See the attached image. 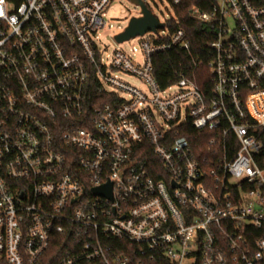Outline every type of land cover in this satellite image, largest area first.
<instances>
[{
    "label": "built area",
    "instance_id": "obj_1",
    "mask_svg": "<svg viewBox=\"0 0 264 264\" xmlns=\"http://www.w3.org/2000/svg\"><path fill=\"white\" fill-rule=\"evenodd\" d=\"M112 2L0 0V264H264V0L192 4L165 87L184 0L109 60Z\"/></svg>",
    "mask_w": 264,
    "mask_h": 264
},
{
    "label": "trees",
    "instance_id": "obj_2",
    "mask_svg": "<svg viewBox=\"0 0 264 264\" xmlns=\"http://www.w3.org/2000/svg\"><path fill=\"white\" fill-rule=\"evenodd\" d=\"M194 3H199V0H184L182 5L176 6L178 17L181 20L180 25L185 27L192 36L194 57L188 54L185 50L179 49H172L169 52L158 54L154 58V64L156 67V77L163 87L174 83L178 79L179 74L176 71L179 70L181 66L191 70L194 69V58H197L198 56L196 52H199L200 54L202 53L200 48H203L204 50L201 54L204 63L197 68V71L203 73L208 70L206 65L208 62V50L205 48L206 36L203 35V32L201 31L202 27L205 25L204 23L190 20L187 16L190 7ZM175 21L176 20L174 19L170 20V27L172 29L178 27V24H176ZM69 238L71 237L68 235L58 237L59 240L54 242L50 251L47 253V264H57L59 262L60 257L65 250V246H67L65 240Z\"/></svg>",
    "mask_w": 264,
    "mask_h": 264
},
{
    "label": "rangeland",
    "instance_id": "obj_3",
    "mask_svg": "<svg viewBox=\"0 0 264 264\" xmlns=\"http://www.w3.org/2000/svg\"><path fill=\"white\" fill-rule=\"evenodd\" d=\"M149 8L152 10L155 16H157L160 21L169 17L173 13V7L169 0H145ZM111 11L109 12L112 19L109 20L108 26L102 31L100 49L103 51V55L107 59H111L115 49L121 48L125 51L131 53L133 50L137 49V54L135 58L142 59L141 57V41L142 37H134L129 40L119 42L116 39L117 34L121 33L129 24L132 17L140 16L142 7L132 0H113L110 5ZM146 37L154 36L153 32H148ZM117 75L127 82L143 87L144 83L141 78L125 73L124 71L117 72Z\"/></svg>",
    "mask_w": 264,
    "mask_h": 264
},
{
    "label": "water",
    "instance_id": "obj_4",
    "mask_svg": "<svg viewBox=\"0 0 264 264\" xmlns=\"http://www.w3.org/2000/svg\"><path fill=\"white\" fill-rule=\"evenodd\" d=\"M141 5L143 16H134L130 19L128 26L119 34L116 39L119 42L129 40L137 35H142L149 30L157 31L165 26L145 5L143 0H132Z\"/></svg>",
    "mask_w": 264,
    "mask_h": 264
}]
</instances>
